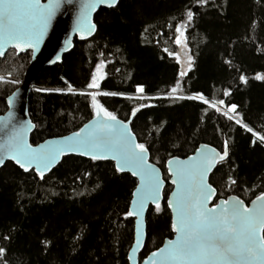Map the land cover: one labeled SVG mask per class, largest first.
<instances>
[{
    "label": "trees",
    "instance_id": "trees-1",
    "mask_svg": "<svg viewBox=\"0 0 264 264\" xmlns=\"http://www.w3.org/2000/svg\"><path fill=\"white\" fill-rule=\"evenodd\" d=\"M95 22L92 39L76 40L61 64L39 75L29 101L37 126L33 144L77 131L93 117V95L80 93H89L103 64L97 98L122 120L145 107L132 128L164 174L170 158L187 157L203 143L223 150L227 141L229 157L211 176L217 200L237 195L250 202L263 194L264 80L257 76L264 75V0H119ZM181 25L186 69L175 43ZM30 60L31 53L12 50L0 61V114ZM138 87L144 99L135 98ZM195 95L209 103L187 98ZM210 103L236 105L241 123ZM136 183L112 162L75 156L44 178L6 164L0 171V264H129L134 220L127 213ZM171 190L168 185L159 211L149 210L143 258L173 236L166 204Z\"/></svg>",
    "mask_w": 264,
    "mask_h": 264
},
{
    "label": "snow or ice",
    "instance_id": "snow-or-ice-1",
    "mask_svg": "<svg viewBox=\"0 0 264 264\" xmlns=\"http://www.w3.org/2000/svg\"><path fill=\"white\" fill-rule=\"evenodd\" d=\"M116 2L117 0H87L81 4L80 22L77 25L81 39L86 38L85 32L91 34L95 31L96 25L90 20L91 12L99 4L106 3L111 7ZM201 3H206V0H201ZM58 6L51 2L44 5L40 0H0V56L4 54L5 43L20 50H24L25 46L37 48ZM187 16L191 21L193 13L189 11ZM182 28L183 25L178 26L175 31L183 35ZM175 43L180 45L182 40L178 37ZM99 72L98 68L97 73ZM181 75L184 73L181 72ZM241 79L247 83L245 78ZM257 79L264 80V75H258ZM87 87L99 88L97 78L93 77ZM176 90L173 88L174 92ZM138 91L144 90L141 87ZM80 94L92 95L83 92ZM101 94L116 95L108 92ZM187 98H199L203 103H209L202 95ZM92 100L95 121L63 141H50L47 146L33 148L27 142L26 132L35 125L31 121L26 126L13 125L8 130L9 140L4 149V158L14 160L26 172L33 165L38 172L41 167L50 169L62 156L73 153L89 156L92 160L111 158L116 162L117 172L127 169L140 180L141 186L134 193L137 199L132 201L133 210H130L127 216L140 215L149 202L154 203L155 210L159 211L161 206L157 201L162 180L158 170L148 163L149 149L145 144L137 143L127 125L118 121L103 105L97 104L94 95ZM236 107L232 105L231 111L235 113ZM132 115L134 116L135 112ZM224 115L227 116V113ZM227 118L233 119L232 116ZM236 123L240 124L241 121L236 120ZM5 129L7 130V125ZM247 131L253 130L247 128ZM259 138L264 141V136ZM227 157L228 145L225 141L222 154L215 149L209 152L201 150L199 155L191 156L187 161H168L169 174L174 177L172 183L177 188L173 193L174 199L168 201V206L175 214L172 230L178 235L175 240L167 241L165 247L153 252L149 257V264H264V195L259 196V203L253 202L251 208L236 198L222 201L217 207L207 206V201L215 191L207 183V176L218 161L223 162ZM4 158H0V166L3 165ZM174 162L177 164L175 169L172 168ZM40 176L43 178V172H40ZM235 182L231 180V183ZM139 236L138 224L137 245L140 243ZM3 251L0 249V254Z\"/></svg>",
    "mask_w": 264,
    "mask_h": 264
},
{
    "label": "water",
    "instance_id": "water-1",
    "mask_svg": "<svg viewBox=\"0 0 264 264\" xmlns=\"http://www.w3.org/2000/svg\"><path fill=\"white\" fill-rule=\"evenodd\" d=\"M41 4L47 5L50 2L53 5L58 4L59 6L56 7L55 9V14L53 15L52 19L50 20L47 31L43 36V39L40 41L39 46L35 49L33 48H28L24 47V50H20L19 48L14 47L12 44L5 43L3 47V56H0V61L3 60L6 55L8 54L9 51L14 50L16 51L17 55H22L26 53H31V60L29 63V66L27 67L25 74H24V79L21 82V85L17 90L13 92L8 98H7V110L5 113L0 114V158H4V149L6 148L9 140V131L13 125L16 127H20L21 125H27L29 121H31L32 124L35 125L34 128H29L26 132V139L29 144L32 145L33 148H39L41 145H46L50 141H63L67 137H71L73 133L79 132L82 129L85 128V125H91L96 117H95V109L93 112V117L86 122L79 130L74 131L70 134L63 135V136H58V137H52L45 139L41 142H38L36 144H33L32 142V135L35 133L37 130L36 124L32 121L30 114H29V101H30V94L31 91L39 77V75L48 67H53L57 64H61L63 62V58L65 55L70 53L74 47H75V41H87L92 39L96 33H97V24L95 22V18L99 11L101 9H113L118 6L119 0L117 2L109 7L106 3L105 4H99L94 11L91 12L90 15V20L91 23L96 25L95 31H93L91 34H88L87 32L84 33L85 37L84 39H81V32L78 31L77 25L80 22V12H81V4L87 2V0H40ZM87 24V21H85V25ZM11 100V103L9 101ZM95 102L97 104H101L100 101L95 97ZM102 105V104H101ZM144 106H141L137 109H135L133 112H135V115L133 116L131 114L130 118L128 120H122L121 118L117 117V120L122 122L123 124L127 125L129 130L132 132L134 135L137 143H141L139 139L137 138L136 134L133 131L132 125L134 118L140 112L142 109H144ZM108 110V109H107ZM109 111V110H108ZM110 112V111H109ZM132 112V113H133ZM112 113V112H111ZM113 114V113H112ZM114 115V114H113ZM5 125H7V130L5 129ZM146 146V145H145ZM147 147V146H146ZM148 148V147H147ZM211 149H215L216 152L223 153V150H220L216 148L213 145L210 144H200L198 148L190 155L187 157H172L169 160H167L165 164V168L167 171V174L169 176V181L167 182L164 179V174L163 170L159 165L151 161V153L150 151L148 152V163L152 164L157 170L160 179L162 180V184L160 186V197L159 200L157 201L160 205L165 201V190L168 186V184L173 188L172 191L169 193L166 199V204L171 212V218H172V223L175 219V214L173 213L172 209L168 206V201L173 200V193L177 191L176 185L172 183V177L169 174V169H168V161H187L189 157L194 156V155H199L201 153V150L204 152H209ZM69 156H75V157H80L86 160H91V161H104V162H112L115 166L116 162L112 160L111 158L108 159H98V160H92L89 156L86 155H80V154H70V155H65L62 156L54 165L51 166L50 169L45 170L43 167H41L40 172H43V178L51 174L53 170H55L64 160V158L69 157ZM228 156H229V149H228ZM228 159V157H227ZM226 159V160H227ZM225 160V161H226ZM224 162V161H223ZM8 163H13L16 167L21 169L24 173H30L34 172L38 177L41 178L40 172L36 170L35 165H33L29 171H24L22 168L19 167L18 164L15 163L14 160L4 158V163L2 166H0V171L5 167L6 164ZM222 163V162H217L212 169L210 170L208 176H207V183L211 185L212 188L215 189L214 193L210 196L209 200L207 201V206L209 208L212 207H217L220 205L222 201L225 200H231L232 198H236L238 200H241L244 202V205L246 207L251 208L253 206V202L259 203L257 197H255L253 200L250 202H246L242 198L238 197L237 195H231L228 196L227 198H222L217 200L218 192L217 189L212 185L211 183V176L217 166ZM177 167V164L174 162L172 164V168L175 169ZM116 169V167H115ZM119 173H126L130 174L135 180H136V187L133 190L132 193V199L131 203L129 206V211L133 210L132 209V201L134 199H137V197L134 195L136 192V189L141 186L140 180L137 176H133L131 171L125 169L123 172ZM150 208H155V204L152 202H149L145 206V210L143 213H141L138 216H128L129 218L134 220V240L133 244L129 250L128 253V262L129 264H149V257L152 256L153 252L159 251V249L165 247L167 244V241L169 240H175L176 236L178 233L174 232L172 230L173 236L171 238H166L163 244L156 250L151 251L149 254H147L144 258L143 253L146 247V242H147V215L149 213ZM140 225V236H139V245H137V225ZM172 229V227H171ZM132 257V259H129V257Z\"/></svg>",
    "mask_w": 264,
    "mask_h": 264
},
{
    "label": "rangeland",
    "instance_id": "rangeland-1",
    "mask_svg": "<svg viewBox=\"0 0 264 264\" xmlns=\"http://www.w3.org/2000/svg\"><path fill=\"white\" fill-rule=\"evenodd\" d=\"M179 38L182 40V43L179 45V58L180 60L184 61L183 63V69H186L187 66L186 64L190 63V58H189V55L187 54L186 50H185V47H186V42L184 40V34L181 35V33L179 34ZM186 62V64H185ZM103 65V64H102ZM102 65H99L97 67V69L99 68L100 69V72L97 73V69H96V72H95V75L94 77L97 78L99 84H100V81L104 78L105 76V73H104V67ZM3 76H0V78H2ZM100 77H103L102 79ZM24 79V78H23ZM23 79L20 81V85H21V82L23 81ZM138 88H141V87H138ZM138 88L136 90V94H135V98L137 99H144V94L143 92H140L138 91ZM98 88H90L88 90L89 93H91L92 95H98ZM201 95H195V97H199ZM199 99V98H198ZM210 105H214V107L220 109L221 111H223L224 113H227L228 116H232L233 119L235 120H238V116L236 113L232 112L231 111V107H228L226 108L223 104H217V103H210Z\"/></svg>",
    "mask_w": 264,
    "mask_h": 264
},
{
    "label": "flooded vegetation",
    "instance_id": "flooded-vegetation-1",
    "mask_svg": "<svg viewBox=\"0 0 264 264\" xmlns=\"http://www.w3.org/2000/svg\"><path fill=\"white\" fill-rule=\"evenodd\" d=\"M129 118H130V117H129ZM40 142H41V141H40ZM228 157H229V156H228ZM163 174H164V172H163ZM164 179L167 180V182L169 181L170 178H169L168 174H164Z\"/></svg>",
    "mask_w": 264,
    "mask_h": 264
}]
</instances>
